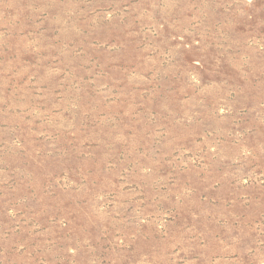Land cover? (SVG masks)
Masks as SVG:
<instances>
[{
  "label": "rangeland",
  "instance_id": "obj_1",
  "mask_svg": "<svg viewBox=\"0 0 264 264\" xmlns=\"http://www.w3.org/2000/svg\"><path fill=\"white\" fill-rule=\"evenodd\" d=\"M0 264H264V0H0Z\"/></svg>",
  "mask_w": 264,
  "mask_h": 264
}]
</instances>
